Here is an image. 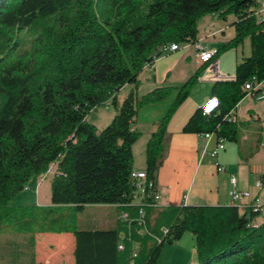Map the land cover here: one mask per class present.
Listing matches in <instances>:
<instances>
[{"label":"trees","instance_id":"trees-1","mask_svg":"<svg viewBox=\"0 0 264 264\" xmlns=\"http://www.w3.org/2000/svg\"><path fill=\"white\" fill-rule=\"evenodd\" d=\"M257 11L255 0H0V229L72 234L73 264H156L162 248L186 233L194 238L196 257L189 264H264V223L254 224L260 208H158L144 199L134 205L131 177L138 112L165 101L172 90L138 96L139 75L161 57V48L197 45V23L208 15L233 18L234 37L213 58L246 39L251 51L231 79L213 85L217 106L209 114L197 108L182 133L212 135L215 144L236 142L230 112L246 95L259 93L245 89L252 79L264 81V21ZM200 70L176 88L146 144L145 172L155 185L167 122ZM125 86L131 90L117 108ZM106 102L117 112L98 132L85 118ZM52 165L50 205L11 206ZM87 205L116 207L128 219L110 229L79 230L75 216Z\"/></svg>","mask_w":264,"mask_h":264},{"label":"crops","instance_id":"crops-1","mask_svg":"<svg viewBox=\"0 0 264 264\" xmlns=\"http://www.w3.org/2000/svg\"><path fill=\"white\" fill-rule=\"evenodd\" d=\"M255 1L259 10L264 0ZM210 17L212 22L206 38L222 35L218 47L204 43L203 38L200 37L198 23L197 45H200L203 50L215 52L234 37V29L230 26L233 18L229 17L227 21L223 22L219 21L214 15ZM258 19L261 20L259 17ZM245 41L236 49L228 50L214 57L201 70L202 63L196 55V45H192L195 65L189 78L200 70L197 83H207L203 94L197 99V108L206 104V101L211 97L213 85L231 79L237 63L250 55V43L249 48H247ZM238 52H240V55H238ZM230 53H235L233 65L227 67L225 59ZM159 61L160 59H157L152 67H144L139 75L138 96L160 87H170L176 91V88L181 86L174 87L171 85L170 77H168L171 72L167 68L159 70ZM147 68L151 76L143 75ZM125 87L131 88V86ZM258 89L264 92V81L259 84ZM173 102L174 97L170 96L168 101L144 107L136 117L133 127L140 133V138L132 148L134 172L145 171V148L140 153L141 158L138 160L134 153L135 145L143 140L146 147L151 134L156 130L158 123L167 114ZM183 104L175 110L166 125V156L162 166L156 173V188L160 196L156 207L169 208L182 205L231 206L229 192L233 188L232 179L235 180L236 189L247 191L252 198L262 200L264 198V186L261 185L258 188L256 184L261 183V178L264 176V94L259 96L248 94L236 105L234 115L237 140L236 142L224 141V150L219 152L215 158L210 157L208 154L215 146L213 139L208 141L204 135L182 133L184 124L194 113L184 107ZM242 150H249V153L245 155ZM220 169L221 171H219ZM139 201L138 198H134L132 203L138 205ZM246 206L247 204L244 202L239 208L243 209ZM263 223L264 203L260 216L254 221L255 225ZM57 235L69 240L68 244L72 255L74 248L72 234ZM193 253L195 255V250H193ZM191 262L194 261L191 260L189 263ZM69 264H73L72 258H70Z\"/></svg>","mask_w":264,"mask_h":264},{"label":"rangeland","instance_id":"rangeland-1","mask_svg":"<svg viewBox=\"0 0 264 264\" xmlns=\"http://www.w3.org/2000/svg\"><path fill=\"white\" fill-rule=\"evenodd\" d=\"M210 16L212 15H208L198 21L200 37L203 38L204 43L218 47L222 35L206 38L212 22ZM245 43V46L249 48V41L246 40ZM193 52L194 48L192 45H181L177 52L166 53L159 58L158 69L162 70L167 68L171 72L168 77H170L169 81L174 87L183 85L189 79L190 73L195 65ZM225 52H221L220 54ZM234 54L230 53L226 57L225 63L227 67L228 65H233ZM238 55H240V52H238ZM143 75L151 76L148 68L144 71ZM206 84L205 82L197 83L196 81L190 87L188 99L183 104L189 111L194 112L197 109V99L203 94ZM130 90L131 88L124 87L117 94V108H119L123 98ZM170 96L174 97L175 100L177 90L175 91L172 88L169 97L165 101H168ZM116 112V108L110 102H106L105 105L91 111L86 116L85 121L93 125L100 132L110 123ZM144 148L143 140L135 145L134 153L136 159L140 160V153L143 152ZM242 153L246 155L249 153V150H242ZM54 173L55 165H52L45 174L33 178L24 190L12 200L11 206H49L50 180ZM123 214L125 213L113 206L87 205L81 212L76 214V227L79 230L110 229L114 227L117 220L122 222L127 221L121 219V215ZM68 242V239L59 237L57 234L33 235L30 233H15L11 230L0 229V264H69L70 258L73 261V257L70 253ZM193 250L194 238L190 233H186L180 241L173 245H165L162 248L156 264H188L191 260L195 261Z\"/></svg>","mask_w":264,"mask_h":264},{"label":"built area","instance_id":"built-area-1","mask_svg":"<svg viewBox=\"0 0 264 264\" xmlns=\"http://www.w3.org/2000/svg\"><path fill=\"white\" fill-rule=\"evenodd\" d=\"M257 17H259L261 20H264V2L261 3L260 9L256 13ZM180 49L179 45L172 44L165 46L161 48L160 54L161 56L166 54V53H174L177 52ZM196 51H197V57L199 61L202 64H208L213 60V55L214 52L209 51V50H203V48L200 45H196ZM258 83H256L255 79H252L246 86V90H252L255 89L256 87L258 88ZM263 95L264 92L262 90H259V93L256 94L257 96ZM217 106V100L215 98H209L206 101V104L202 105L203 112L205 114H209L215 107ZM234 111L230 112V115L228 117V120L230 122L235 123V115ZM206 139L208 141H211L213 139L212 135H205ZM224 150V144L222 141L218 142L215 144L212 150L208 152L210 157L215 158L219 152ZM221 171V169L219 170ZM134 186H135V191H134V198H138L139 204L142 203L143 199L147 200L151 203V206L156 207V204L160 200V196L157 193V188L154 182L150 181L147 179L146 172H132L131 174ZM232 186L233 188L229 192V197L232 205L240 206L242 203L246 202L247 206L252 205L253 207L260 208L262 210V206L264 203V198L262 200H259L258 198H252L249 192L247 191H239L238 189L235 188V180L232 179ZM256 186L258 188L261 187V183H257ZM140 219L143 218V212H139ZM121 219L123 221L127 220L128 217L126 214L121 215ZM122 249V246H119V250Z\"/></svg>","mask_w":264,"mask_h":264}]
</instances>
